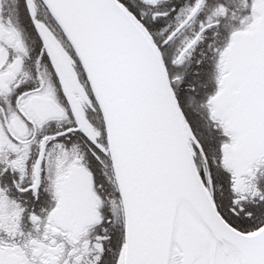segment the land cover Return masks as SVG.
Masks as SVG:
<instances>
[{
    "label": "snow or ice",
    "instance_id": "6c2138e0",
    "mask_svg": "<svg viewBox=\"0 0 264 264\" xmlns=\"http://www.w3.org/2000/svg\"><path fill=\"white\" fill-rule=\"evenodd\" d=\"M0 264H264V0H0Z\"/></svg>",
    "mask_w": 264,
    "mask_h": 264
}]
</instances>
